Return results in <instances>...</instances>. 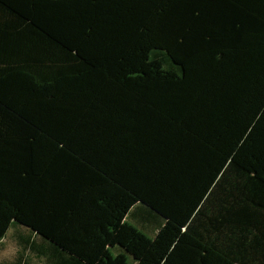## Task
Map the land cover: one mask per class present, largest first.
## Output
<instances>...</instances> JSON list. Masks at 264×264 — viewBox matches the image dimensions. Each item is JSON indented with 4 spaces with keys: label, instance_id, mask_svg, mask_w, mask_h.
<instances>
[{
    "label": "trees",
    "instance_id": "1",
    "mask_svg": "<svg viewBox=\"0 0 264 264\" xmlns=\"http://www.w3.org/2000/svg\"><path fill=\"white\" fill-rule=\"evenodd\" d=\"M12 229L0 264H264V0H0Z\"/></svg>",
    "mask_w": 264,
    "mask_h": 264
},
{
    "label": "rangeland",
    "instance_id": "2",
    "mask_svg": "<svg viewBox=\"0 0 264 264\" xmlns=\"http://www.w3.org/2000/svg\"><path fill=\"white\" fill-rule=\"evenodd\" d=\"M138 207H144V206L140 204L138 205ZM133 212H135V209L133 210ZM153 216L156 217V219L141 220L139 218L129 217L128 221L132 223L134 226H136L137 228H139L141 231H143L146 235L153 238L155 237V234L158 228L161 226V224L164 223L163 217L159 216L158 214L157 215L154 214ZM12 232H13V229L10 232V236H8L3 242L2 248L0 250V258L9 257L15 251V243H14L15 241L11 237Z\"/></svg>",
    "mask_w": 264,
    "mask_h": 264
},
{
    "label": "crops",
    "instance_id": "3",
    "mask_svg": "<svg viewBox=\"0 0 264 264\" xmlns=\"http://www.w3.org/2000/svg\"><path fill=\"white\" fill-rule=\"evenodd\" d=\"M13 238V237H12ZM14 240V239H13ZM4 242V241H3ZM15 243V251H14V253L11 255V256H9V257H1L0 258V261L1 262H4V261H10L11 259H13V257L16 255V253H17V246H16V242H14ZM2 245H3V243H2ZM1 248H2V246H1ZM1 248H0V250H1Z\"/></svg>",
    "mask_w": 264,
    "mask_h": 264
}]
</instances>
